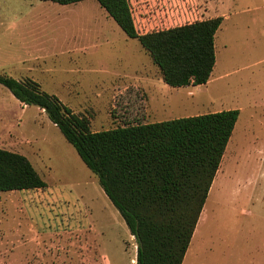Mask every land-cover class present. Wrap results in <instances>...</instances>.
I'll return each instance as SVG.
<instances>
[{
  "label": "rangeland",
  "instance_id": "374dc122",
  "mask_svg": "<svg viewBox=\"0 0 264 264\" xmlns=\"http://www.w3.org/2000/svg\"><path fill=\"white\" fill-rule=\"evenodd\" d=\"M128 2L139 35L223 18L214 39L216 63L205 85L167 86L140 43L95 0L71 5L0 0V76L37 82L86 118L92 132L238 110L182 264H261L264 0ZM35 39L52 40L56 56L27 51L24 44ZM70 42L85 50L60 53L70 49ZM0 148L25 156L49 188L72 196L53 204L54 197H41V205L49 204L65 231L86 229L91 262L101 250L117 264L135 263L136 240L95 175L42 110L23 105L1 85ZM86 218H94L96 226L85 224Z\"/></svg>",
  "mask_w": 264,
  "mask_h": 264
},
{
  "label": "trees",
  "instance_id": "16d2710c",
  "mask_svg": "<svg viewBox=\"0 0 264 264\" xmlns=\"http://www.w3.org/2000/svg\"><path fill=\"white\" fill-rule=\"evenodd\" d=\"M71 5L85 0H42ZM137 40L171 88L205 85L216 63L214 39L222 17L139 35L128 0H95ZM0 85L46 114L117 210L137 244L136 264H182L239 111L92 132L32 79L0 76ZM23 155L0 148V192L42 189Z\"/></svg>",
  "mask_w": 264,
  "mask_h": 264
},
{
  "label": "crops",
  "instance_id": "0c3cea01",
  "mask_svg": "<svg viewBox=\"0 0 264 264\" xmlns=\"http://www.w3.org/2000/svg\"><path fill=\"white\" fill-rule=\"evenodd\" d=\"M70 44L69 50L60 53L70 54L73 52L71 48L75 47L85 50L80 43ZM24 48L27 51L32 49L33 53L44 58L57 54L52 40L35 39L26 42ZM45 190L48 193L42 196ZM54 191L56 193L52 194ZM65 196L72 199L70 194L63 195L47 184L42 189L0 192V264H117L101 250L93 254L95 257L91 262L86 229L65 231L62 222L51 215L49 204L41 205V197H54L53 200L49 199L53 204ZM92 221L96 226L94 218ZM92 221L86 218L84 222L94 226ZM128 236L133 237L130 233ZM261 264H264V258Z\"/></svg>",
  "mask_w": 264,
  "mask_h": 264
},
{
  "label": "bare ground",
  "instance_id": "6f19581e",
  "mask_svg": "<svg viewBox=\"0 0 264 264\" xmlns=\"http://www.w3.org/2000/svg\"><path fill=\"white\" fill-rule=\"evenodd\" d=\"M221 166H222V165H221ZM221 166H220V167H221ZM219 171H220V170H219Z\"/></svg>",
  "mask_w": 264,
  "mask_h": 264
}]
</instances>
